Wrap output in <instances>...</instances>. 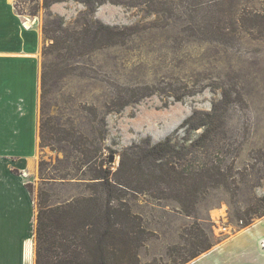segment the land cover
Returning a JSON list of instances; mask_svg holds the SVG:
<instances>
[{
	"label": "rangeland",
	"instance_id": "1",
	"mask_svg": "<svg viewBox=\"0 0 264 264\" xmlns=\"http://www.w3.org/2000/svg\"><path fill=\"white\" fill-rule=\"evenodd\" d=\"M43 3L16 0L17 13L38 21L45 42L37 167L28 177L37 212L42 193L48 206L90 195V167L80 151L100 145L101 132L106 166L117 170L122 152L147 138L194 141L202 129L186 131L185 121L220 105L218 132L232 146L224 154L234 158L237 188L211 189L191 217L177 202L129 196L150 233L139 262L183 264L194 249L264 218V0H64L52 6V17ZM60 20L66 29L101 21L129 35L86 56L44 55L53 44L44 28L58 29ZM142 87L152 94L140 98Z\"/></svg>",
	"mask_w": 264,
	"mask_h": 264
},
{
	"label": "trees",
	"instance_id": "2",
	"mask_svg": "<svg viewBox=\"0 0 264 264\" xmlns=\"http://www.w3.org/2000/svg\"><path fill=\"white\" fill-rule=\"evenodd\" d=\"M60 1L64 0H44L49 17L52 6ZM86 4L95 9L92 1ZM58 22V29L53 30L49 23L44 28L45 36L53 41L44 49V55L66 50L68 56H86L97 49L120 45L129 35L126 30L101 21L84 20L76 29H66L61 20ZM58 32L61 37L56 36ZM43 78L45 86L47 73ZM138 90L140 98L152 94L148 87ZM175 98L183 99L180 95ZM219 109L220 105H216L212 112H195L185 121L186 131L202 129L194 141L184 138L174 142L167 137L153 143L147 138L122 152L117 170L106 166L105 132H101L100 145L80 151L84 157L82 164L90 167V195L48 206V195L40 194L35 228L36 264H140L138 251L149 240L150 233L142 218L132 213L129 196L149 195L158 201L177 202L183 214L191 217L211 189L234 191V158L224 154L232 146L221 136L223 132H218ZM74 142V146L83 147L80 140ZM27 188L32 193L28 185ZM251 224L252 221L244 228ZM212 247L194 249L183 264Z\"/></svg>",
	"mask_w": 264,
	"mask_h": 264
},
{
	"label": "crops",
	"instance_id": "3",
	"mask_svg": "<svg viewBox=\"0 0 264 264\" xmlns=\"http://www.w3.org/2000/svg\"><path fill=\"white\" fill-rule=\"evenodd\" d=\"M16 10V0H0V264H34L38 212L27 185L37 167L45 42L38 21ZM186 264H264V218Z\"/></svg>",
	"mask_w": 264,
	"mask_h": 264
},
{
	"label": "water",
	"instance_id": "4",
	"mask_svg": "<svg viewBox=\"0 0 264 264\" xmlns=\"http://www.w3.org/2000/svg\"><path fill=\"white\" fill-rule=\"evenodd\" d=\"M114 161V159H113V157H111V162H113Z\"/></svg>",
	"mask_w": 264,
	"mask_h": 264
}]
</instances>
